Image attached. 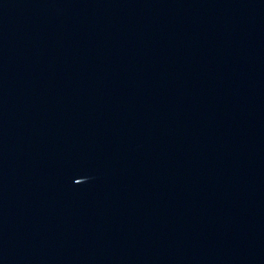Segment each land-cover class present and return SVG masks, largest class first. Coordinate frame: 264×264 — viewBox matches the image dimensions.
Returning <instances> with one entry per match:
<instances>
[{
  "label": "water",
  "instance_id": "95a60500",
  "mask_svg": "<svg viewBox=\"0 0 264 264\" xmlns=\"http://www.w3.org/2000/svg\"><path fill=\"white\" fill-rule=\"evenodd\" d=\"M0 264H264V0H0Z\"/></svg>",
  "mask_w": 264,
  "mask_h": 264
}]
</instances>
